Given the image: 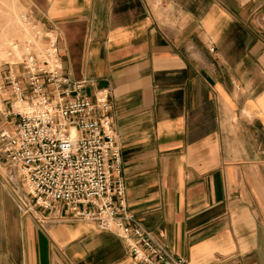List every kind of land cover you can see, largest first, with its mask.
<instances>
[{
    "label": "crops",
    "instance_id": "obj_1",
    "mask_svg": "<svg viewBox=\"0 0 264 264\" xmlns=\"http://www.w3.org/2000/svg\"><path fill=\"white\" fill-rule=\"evenodd\" d=\"M23 2L57 36L69 81L111 94L119 219L187 264H264V0ZM4 177L0 264H143L63 205L41 228Z\"/></svg>",
    "mask_w": 264,
    "mask_h": 264
},
{
    "label": "built area",
    "instance_id": "obj_2",
    "mask_svg": "<svg viewBox=\"0 0 264 264\" xmlns=\"http://www.w3.org/2000/svg\"><path fill=\"white\" fill-rule=\"evenodd\" d=\"M42 37L46 47L26 56L22 75L12 68L0 74V166L21 212L45 229L63 205L74 220L116 229L143 264H187L133 216L119 219L126 211L127 186L111 94L99 91L92 99L84 83L70 82L57 36ZM18 103L29 111L22 112Z\"/></svg>",
    "mask_w": 264,
    "mask_h": 264
},
{
    "label": "rangeland",
    "instance_id": "obj_3",
    "mask_svg": "<svg viewBox=\"0 0 264 264\" xmlns=\"http://www.w3.org/2000/svg\"><path fill=\"white\" fill-rule=\"evenodd\" d=\"M44 34L23 0H0V74L10 68L22 74L26 56L46 47Z\"/></svg>",
    "mask_w": 264,
    "mask_h": 264
},
{
    "label": "bare ground",
    "instance_id": "obj_4",
    "mask_svg": "<svg viewBox=\"0 0 264 264\" xmlns=\"http://www.w3.org/2000/svg\"><path fill=\"white\" fill-rule=\"evenodd\" d=\"M39 33V32H38ZM29 51V50H28ZM16 107H20L21 108V110H22V112H27V111H29V109L28 108H26V107H23V105H21L20 103H18V104H16Z\"/></svg>",
    "mask_w": 264,
    "mask_h": 264
}]
</instances>
